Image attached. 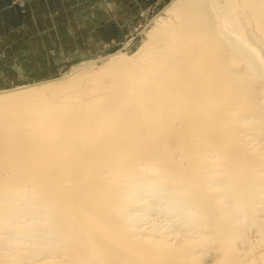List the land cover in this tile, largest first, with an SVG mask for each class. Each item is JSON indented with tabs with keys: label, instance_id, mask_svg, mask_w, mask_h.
<instances>
[{
	"label": "bare ground",
	"instance_id": "6f19581e",
	"mask_svg": "<svg viewBox=\"0 0 264 264\" xmlns=\"http://www.w3.org/2000/svg\"><path fill=\"white\" fill-rule=\"evenodd\" d=\"M145 35L0 91V264H264V0H172Z\"/></svg>",
	"mask_w": 264,
	"mask_h": 264
},
{
	"label": "rangeland",
	"instance_id": "374dc122",
	"mask_svg": "<svg viewBox=\"0 0 264 264\" xmlns=\"http://www.w3.org/2000/svg\"><path fill=\"white\" fill-rule=\"evenodd\" d=\"M89 2L81 5L80 0H64L63 3L61 0H33L32 3L2 0L0 31L6 29L15 35L26 52L10 55L13 57L9 61L11 67L0 77V91L63 80L87 62H91L88 66L96 71L111 54L136 55L145 44L146 31L172 0H122L117 10L115 0ZM5 58L0 48V64ZM145 214L140 212L145 219L141 222L159 220L161 225L169 224L160 214ZM28 217L26 214L25 220ZM2 234L12 236L6 231ZM248 237L252 238L250 232ZM16 238L20 242L25 240L23 243L33 241L25 235Z\"/></svg>",
	"mask_w": 264,
	"mask_h": 264
},
{
	"label": "crops",
	"instance_id": "0c3cea01",
	"mask_svg": "<svg viewBox=\"0 0 264 264\" xmlns=\"http://www.w3.org/2000/svg\"><path fill=\"white\" fill-rule=\"evenodd\" d=\"M28 3H32L33 0H25ZM56 1V0H55ZM64 0H61V3H63ZM81 5H84L85 3L89 4L90 0H80ZM120 1L122 0H115V6L114 9L117 10L120 8ZM135 2V1H134ZM2 3V0H0V5ZM53 3H58V2H53ZM137 4V2H135ZM119 6V7H118ZM11 32L8 30L4 29V31H0V48L4 51L6 54V58L3 62V64H0V77L5 76L7 73L6 71L11 67L9 61L10 58H13L10 55H20V53H25L26 49H23V47L20 45V42L17 41V37L15 35H11ZM8 60V61H7ZM12 64V63H11Z\"/></svg>",
	"mask_w": 264,
	"mask_h": 264
}]
</instances>
